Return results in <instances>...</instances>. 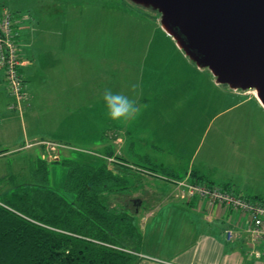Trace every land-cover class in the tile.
<instances>
[{
    "label": "rangeland",
    "instance_id": "rangeland-1",
    "mask_svg": "<svg viewBox=\"0 0 264 264\" xmlns=\"http://www.w3.org/2000/svg\"><path fill=\"white\" fill-rule=\"evenodd\" d=\"M0 12L17 19L20 29L22 26L27 28L24 37L31 35L29 31L42 32V28L45 29L42 46H36V51H28L26 44L31 39L23 38L18 44L24 58L33 59L32 90L41 94L36 107L40 110L41 105H47L45 95H48L47 106L55 111L48 120L46 116L37 119L38 115L28 118L23 115L28 94L18 111L14 109L16 101L13 98L0 99V178L15 174L18 178L16 184H31V170L41 160L46 162L49 170V188L69 197L63 188L67 168L62 161L94 166L106 163L109 168L123 166L142 179L140 187L128 195L129 202L127 197V200L125 197L118 199L128 203L122 202V205L117 204L118 207L122 209L127 205L128 212L132 213L137 202L160 201L149 192L145 194L147 191L158 190L168 194L173 197L169 202L172 204L191 201L194 196L190 195L188 186L194 182L185 179L186 173L204 165L202 172L206 178L201 184H194L226 187L227 191L244 199L264 200V172L260 175L257 171V167H264V160H261L264 147L249 145L245 137L240 138V132L235 134L237 140L234 142L232 135L237 129L232 131L230 126L229 129L222 128L220 137L217 131L225 116L212 121L209 118L205 124L207 127L190 132L183 131V125L178 126L177 123L175 129L168 128L169 117L185 111L184 101L188 99L173 89L168 91L161 85L155 88L153 80L156 78L149 75L151 63L181 62L167 50L165 45L170 44V40L176 43L163 36L161 14L151 4L141 0H0ZM23 19L27 20L23 22ZM178 50L193 69L204 72L226 91H235L227 84L219 83L209 68H199L184 51ZM76 71L78 75L74 74ZM71 76L89 78L93 82L89 90L79 88L77 100L54 92L58 87L68 85L64 78L70 79ZM106 88L134 100L138 111L127 120L109 119L101 101ZM236 92L253 94L255 90L238 88ZM67 102H72L76 110L71 111L70 116L65 115L66 110L61 108ZM44 110L43 115H50V110ZM236 114L237 120L240 119L239 112ZM237 123L241 126V122ZM183 139H188L185 146L181 145ZM153 145L157 146L156 149ZM126 150L147 156L151 159L150 165L144 159L126 158L128 155L123 158L131 164L117 160ZM111 151L113 159H110ZM153 165L158 170H167L170 178L146 169ZM239 175H251L253 180H249L250 185L246 189L242 186L238 189L234 185H238ZM128 182L130 186L135 184L130 176ZM198 200L209 207L204 199ZM241 217L248 223L246 235L251 219L248 215ZM134 226L136 228L135 223ZM128 253L135 257L136 262V252Z\"/></svg>",
    "mask_w": 264,
    "mask_h": 264
},
{
    "label": "crops",
    "instance_id": "crops-1",
    "mask_svg": "<svg viewBox=\"0 0 264 264\" xmlns=\"http://www.w3.org/2000/svg\"><path fill=\"white\" fill-rule=\"evenodd\" d=\"M26 20L23 19V22ZM18 22L17 19H14V26L19 34L18 42H21L23 38L31 39L30 43L26 44L28 51L31 52L32 49L36 51L37 47L42 46V32L45 29L42 28V32L36 30L32 33L29 31L31 35L24 37V32L27 31V28L22 26L20 29ZM164 33L162 34L165 38L168 40L172 39ZM169 42L171 43L165 45L168 48L167 50H170L176 58H180L179 61L181 62L173 60L167 63H151L148 68L149 75L156 78L153 80L155 88L161 85L168 91L173 89L178 95L180 94L181 97L188 99V101H184V103L186 102L185 111L174 117H169L168 128L175 129L174 125L177 123L178 126L183 125V131L190 132L201 127H207L205 124L209 122V118L212 121L213 118L223 119L225 116L217 131L220 137L222 128L229 129L230 126L232 131L237 129L232 135L234 142L237 140L235 134L240 132V138L243 139L245 137L249 145L264 147V108L257 99L256 94L226 91L204 72L193 69L190 62L185 61V58L180 55L176 45L171 40ZM19 44L18 54L22 61L20 74L28 94V101L24 106L23 115H27L28 118L38 115L37 119L46 116L48 120V117H51L52 113L55 112L54 109L47 106L49 105L50 97L45 95L47 105H41L42 109L39 110L36 107L41 100V94L33 93L32 90L34 87L32 85L31 71L35 68L32 63L33 59L24 58L19 50ZM74 74L78 75V72L76 71ZM25 76H27L28 81ZM66 78H64V81L68 82V85L58 87L54 92L59 95H65L70 100L78 99L79 88L83 89L86 87L89 90L90 84L93 83L89 78H73V76L70 79ZM39 87L42 91V84ZM162 87L160 88L162 89ZM8 97L7 85L3 72L0 70V99H8ZM9 105L10 103H8L7 109L10 112ZM62 106L61 108L66 110L65 115L70 116L71 111L75 110L72 102H67ZM44 108L47 111L50 110V115L42 114ZM238 112L241 118L237 120L236 113ZM237 121L241 122V126H238ZM242 130H245L246 133ZM186 140L188 139H183L181 145L185 146ZM152 147L156 149L157 146L153 145ZM132 152L130 150L127 152L126 150L125 154L122 155L121 161L126 164L132 163L123 158L124 155H128L125 156L126 158H134L138 161L144 159V161L150 162L151 160L145 155L141 156L140 154H135V151L134 153ZM262 153L263 158L261 160H264V151ZM112 157H114V154ZM110 159L113 158L110 157ZM203 167L204 165L200 166L196 171L188 170L185 179L192 181V175L196 174V179L199 178L202 181L206 178V175L202 172L204 171ZM257 171L261 175L264 172V167H257ZM250 176L239 175L238 185H234L242 186L243 189H246L250 185L249 180H253ZM201 181L200 184L202 183ZM238 189L241 188L239 187ZM148 192L157 201H160L154 203L141 201L134 205L135 209L132 212L135 219L134 223L142 237L141 246L136 250L138 255L136 258L138 259H136L134 264H264V244L261 243L254 246L248 242L245 235L248 223L244 217H241L240 213L225 208H221L222 210H217L216 207L209 208L203 201L198 199L172 204L169 202L173 197H169L168 194L158 190L147 191L145 194H148ZM233 194L236 195L235 193ZM126 210L129 211V208L126 207ZM229 232L234 235L233 240L227 239L226 233ZM255 249L263 254L258 259L249 254L250 251Z\"/></svg>",
    "mask_w": 264,
    "mask_h": 264
},
{
    "label": "trees",
    "instance_id": "trees-1",
    "mask_svg": "<svg viewBox=\"0 0 264 264\" xmlns=\"http://www.w3.org/2000/svg\"><path fill=\"white\" fill-rule=\"evenodd\" d=\"M62 163L67 168L63 188L69 197L49 188V170L41 160L31 170V184H16L15 174L0 178V264H134L128 251L136 252L142 237L133 214L127 205L119 208L123 201L118 199L127 200L142 179L123 166ZM146 169L169 177L155 165ZM128 176L134 179L132 186ZM196 176L192 181L200 183Z\"/></svg>",
    "mask_w": 264,
    "mask_h": 264
},
{
    "label": "water",
    "instance_id": "water-1",
    "mask_svg": "<svg viewBox=\"0 0 264 264\" xmlns=\"http://www.w3.org/2000/svg\"><path fill=\"white\" fill-rule=\"evenodd\" d=\"M163 31L221 84L254 89L264 108V0H141Z\"/></svg>",
    "mask_w": 264,
    "mask_h": 264
},
{
    "label": "built area",
    "instance_id": "built-area-1",
    "mask_svg": "<svg viewBox=\"0 0 264 264\" xmlns=\"http://www.w3.org/2000/svg\"><path fill=\"white\" fill-rule=\"evenodd\" d=\"M18 37L13 16L5 12L0 13V70L4 75L8 95L16 101L14 109L17 111L21 109L22 103L27 98L24 81L20 74L22 61L18 54ZM188 189L193 198L199 197L207 201L209 208L219 206L241 215H248L251 219V227L249 226L246 230L248 242L254 246L264 244V204L249 201L215 186L206 187L189 183ZM226 237L228 240H233L234 235L229 232L226 233ZM249 254L257 259L263 255L256 249Z\"/></svg>",
    "mask_w": 264,
    "mask_h": 264
},
{
    "label": "clouds",
    "instance_id": "clouds-1",
    "mask_svg": "<svg viewBox=\"0 0 264 264\" xmlns=\"http://www.w3.org/2000/svg\"><path fill=\"white\" fill-rule=\"evenodd\" d=\"M101 101L108 118L113 121L127 120L138 111V105L134 100L110 88L103 91Z\"/></svg>",
    "mask_w": 264,
    "mask_h": 264
},
{
    "label": "bare ground",
    "instance_id": "bare-ground-1",
    "mask_svg": "<svg viewBox=\"0 0 264 264\" xmlns=\"http://www.w3.org/2000/svg\"><path fill=\"white\" fill-rule=\"evenodd\" d=\"M256 94V93H255Z\"/></svg>",
    "mask_w": 264,
    "mask_h": 264
}]
</instances>
